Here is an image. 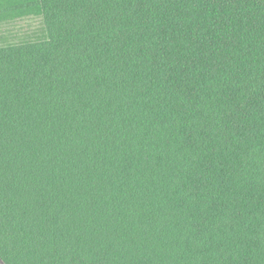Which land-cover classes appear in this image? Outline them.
Wrapping results in <instances>:
<instances>
[{
  "label": "trees",
  "instance_id": "1",
  "mask_svg": "<svg viewBox=\"0 0 264 264\" xmlns=\"http://www.w3.org/2000/svg\"><path fill=\"white\" fill-rule=\"evenodd\" d=\"M0 264H264V0H0Z\"/></svg>",
  "mask_w": 264,
  "mask_h": 264
},
{
  "label": "rangeland",
  "instance_id": "2",
  "mask_svg": "<svg viewBox=\"0 0 264 264\" xmlns=\"http://www.w3.org/2000/svg\"><path fill=\"white\" fill-rule=\"evenodd\" d=\"M37 27L38 23L36 21L26 20L17 25L16 31L20 36H23L25 34H30L32 31L37 29Z\"/></svg>",
  "mask_w": 264,
  "mask_h": 264
}]
</instances>
